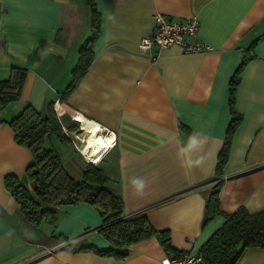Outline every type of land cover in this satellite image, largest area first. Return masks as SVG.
Here are the masks:
<instances>
[{"label": "crops", "instance_id": "crops-1", "mask_svg": "<svg viewBox=\"0 0 264 264\" xmlns=\"http://www.w3.org/2000/svg\"><path fill=\"white\" fill-rule=\"evenodd\" d=\"M94 1L100 30L93 58L64 92L90 32L86 0H0V80L12 66L26 68L20 97L0 109V264H162L169 255L156 235L119 248L127 252L123 258L79 249L112 247L97 231V209L86 202L55 206L53 224L34 225L22 214L4 180L14 175L30 185L24 169L31 150L7 123L26 104L44 113L53 103L62 136L50 135L44 145L58 152L76 179L91 162L72 141H84V127L97 128L106 145L96 165L108 177L104 186L122 198L124 213L142 212L154 228L168 230L176 250H198L225 220L216 214L202 225L204 195L216 179L231 119L229 80L244 61L234 101L241 119L222 168L219 207L226 213L240 206L249 213L264 209V0ZM155 12L195 16L199 35L213 48L140 52ZM197 132L209 137L215 155L189 173L177 150ZM134 177L148 181L142 196L132 189ZM236 264H264V247H248Z\"/></svg>", "mask_w": 264, "mask_h": 264}, {"label": "trees", "instance_id": "trees-1", "mask_svg": "<svg viewBox=\"0 0 264 264\" xmlns=\"http://www.w3.org/2000/svg\"><path fill=\"white\" fill-rule=\"evenodd\" d=\"M86 3L89 9L90 32L78 48L73 77L64 92L72 89L90 64L93 58L92 45L100 30V14L95 1L86 0ZM243 63L244 61L238 65L229 80L228 105L231 119L217 155L216 179L204 195L202 225L216 214H223L225 220L198 249L202 255V264H236L248 247H264V209L249 213L240 206L226 213L219 207V189L222 184L220 176L228 157L232 134L241 119V115L234 108V101ZM25 74V67L12 66L8 78L0 80V109L20 97ZM52 104L45 106L44 113L26 104L19 113L7 120L14 131L15 139L27 145L32 153V158L24 169V177L30 185L24 184L14 175H7L4 180L22 214L34 225H39L42 221L53 224L55 206L86 202L97 209L101 219L97 231L108 239L112 247L99 249L93 244H87L79 249L123 258L127 252L119 248L156 235L167 254H181L182 251L172 246L168 230L154 228L142 212L130 215L124 213L122 198L104 186L108 177L101 167L87 163L81 178L76 179L66 171L58 152L52 147L44 146L46 137L62 136Z\"/></svg>", "mask_w": 264, "mask_h": 264}, {"label": "built area", "instance_id": "built-area-1", "mask_svg": "<svg viewBox=\"0 0 264 264\" xmlns=\"http://www.w3.org/2000/svg\"><path fill=\"white\" fill-rule=\"evenodd\" d=\"M171 45H178L183 52L187 53L209 51L213 48L209 42L199 35L198 20L195 16L175 19L166 17L161 12H155L153 14L152 31L148 35H144L140 38L138 49L142 53H149L154 56L152 52L154 46L166 47ZM75 147L88 162L93 164L98 162L93 161L88 157V154L83 153L76 144ZM161 263L202 264V255L198 250L187 249L182 251L179 255H166L162 257Z\"/></svg>", "mask_w": 264, "mask_h": 264}, {"label": "clouds", "instance_id": "clouds-1", "mask_svg": "<svg viewBox=\"0 0 264 264\" xmlns=\"http://www.w3.org/2000/svg\"><path fill=\"white\" fill-rule=\"evenodd\" d=\"M209 137L203 133H192L187 137V142L182 143L177 156L180 160V166L191 173L196 168H204L209 161L214 159L215 153L208 150ZM135 194L142 196L148 187V181L144 177H134L130 180Z\"/></svg>", "mask_w": 264, "mask_h": 264}, {"label": "bare ground", "instance_id": "bare-ground-1", "mask_svg": "<svg viewBox=\"0 0 264 264\" xmlns=\"http://www.w3.org/2000/svg\"><path fill=\"white\" fill-rule=\"evenodd\" d=\"M98 131L96 132L98 134L95 135L93 134L95 131L91 126H86L83 128L84 141L81 146V150L83 153L88 154V157H90L93 161H95V159L100 156L106 145L105 139L99 134Z\"/></svg>", "mask_w": 264, "mask_h": 264}, {"label": "rangeland", "instance_id": "rangeland-1", "mask_svg": "<svg viewBox=\"0 0 264 264\" xmlns=\"http://www.w3.org/2000/svg\"><path fill=\"white\" fill-rule=\"evenodd\" d=\"M94 131L95 132H93V134H95V135H97L98 133H96L97 131H98V129L96 128V129H94ZM99 132V131H98ZM45 139H47V138H45ZM44 139V140H45ZM72 143H73V145H77V146H79V148L81 149V146H82V144H83V141H81V140H76L75 142L74 141H72ZM45 146V145H44Z\"/></svg>", "mask_w": 264, "mask_h": 264}]
</instances>
